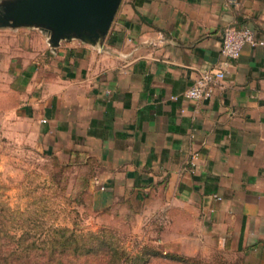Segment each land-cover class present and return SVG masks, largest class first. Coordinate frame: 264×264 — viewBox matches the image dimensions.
Returning a JSON list of instances; mask_svg holds the SVG:
<instances>
[{
  "label": "crops",
  "instance_id": "1",
  "mask_svg": "<svg viewBox=\"0 0 264 264\" xmlns=\"http://www.w3.org/2000/svg\"><path fill=\"white\" fill-rule=\"evenodd\" d=\"M116 13L97 46L0 28V105L39 152L93 166L100 225L264 264V47L243 46L209 99L182 96L219 66L226 27L264 39V0H123Z\"/></svg>",
  "mask_w": 264,
  "mask_h": 264
},
{
  "label": "rangeland",
  "instance_id": "2",
  "mask_svg": "<svg viewBox=\"0 0 264 264\" xmlns=\"http://www.w3.org/2000/svg\"><path fill=\"white\" fill-rule=\"evenodd\" d=\"M9 109L10 105H0L1 197L15 209L44 205L46 213L43 218L47 223L71 225L75 221L86 230L108 226L95 221L89 203L88 185L93 176V166L80 160H64L39 152L29 139L28 126L7 112ZM109 226L124 238L129 249L149 243L164 252L194 256L213 263L243 264L253 260L249 253H234L227 249H213L195 255L173 252L161 244L157 233L143 236L139 229L131 228L129 220ZM20 232L14 231L17 235Z\"/></svg>",
  "mask_w": 264,
  "mask_h": 264
},
{
  "label": "trees",
  "instance_id": "3",
  "mask_svg": "<svg viewBox=\"0 0 264 264\" xmlns=\"http://www.w3.org/2000/svg\"><path fill=\"white\" fill-rule=\"evenodd\" d=\"M35 206L12 208L0 194V264H223L164 252L149 243L129 249L109 225L86 230L75 221L47 223L44 205Z\"/></svg>",
  "mask_w": 264,
  "mask_h": 264
},
{
  "label": "water",
  "instance_id": "4",
  "mask_svg": "<svg viewBox=\"0 0 264 264\" xmlns=\"http://www.w3.org/2000/svg\"><path fill=\"white\" fill-rule=\"evenodd\" d=\"M121 0H0V28H37L56 48L72 39L101 45Z\"/></svg>",
  "mask_w": 264,
  "mask_h": 264
},
{
  "label": "built area",
  "instance_id": "5",
  "mask_svg": "<svg viewBox=\"0 0 264 264\" xmlns=\"http://www.w3.org/2000/svg\"><path fill=\"white\" fill-rule=\"evenodd\" d=\"M245 45L264 47V39L257 37L249 27H226L221 40L220 55L222 60L219 66L199 70L193 83L183 92L182 96L195 101L212 97L217 88H222L225 77L224 67L229 60L236 59L240 55ZM177 98V96L172 97L174 100ZM41 121L45 122L44 119ZM193 158H195V155H193Z\"/></svg>",
  "mask_w": 264,
  "mask_h": 264
}]
</instances>
